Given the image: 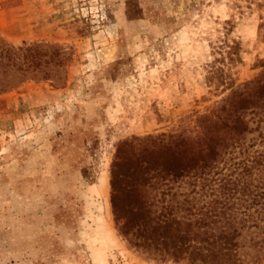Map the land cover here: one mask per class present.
I'll list each match as a JSON object with an SVG mask.
<instances>
[{
    "label": "rangeland",
    "instance_id": "374dc122",
    "mask_svg": "<svg viewBox=\"0 0 264 264\" xmlns=\"http://www.w3.org/2000/svg\"><path fill=\"white\" fill-rule=\"evenodd\" d=\"M231 27L243 83L262 69L264 0H0L1 38L58 53L49 78L0 94V264H190L119 234L111 167L119 142L216 105Z\"/></svg>",
    "mask_w": 264,
    "mask_h": 264
},
{
    "label": "trees",
    "instance_id": "16d2710c",
    "mask_svg": "<svg viewBox=\"0 0 264 264\" xmlns=\"http://www.w3.org/2000/svg\"><path fill=\"white\" fill-rule=\"evenodd\" d=\"M232 31L211 65L222 95L215 106L197 111L193 126L117 145L110 180L116 228L147 255L264 264V60L256 77L237 83L232 70L242 62V42ZM52 51L0 37V94L49 78Z\"/></svg>",
    "mask_w": 264,
    "mask_h": 264
}]
</instances>
